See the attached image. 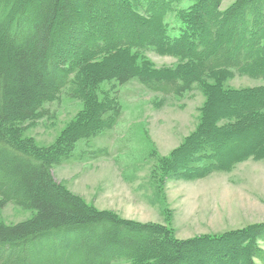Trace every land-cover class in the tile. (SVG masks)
<instances>
[{
  "label": "trees",
  "instance_id": "obj_1",
  "mask_svg": "<svg viewBox=\"0 0 264 264\" xmlns=\"http://www.w3.org/2000/svg\"><path fill=\"white\" fill-rule=\"evenodd\" d=\"M182 1L0 0V210L33 212L15 225L0 222V264H264V223L182 240L170 221L142 224L96 209L54 179L55 167L109 157L105 148L80 143L90 146L118 126L116 84L138 82L162 97L203 84L210 99L197 130L157 159L160 190L166 179L230 172L264 149V86L217 92L203 82L229 72L264 80V0H235L226 11L224 0H195L179 10ZM173 13L184 25L176 38L168 33ZM139 26L155 35H143ZM148 51L183 64L158 72ZM105 83L113 86L103 90ZM63 95L83 108L53 145L39 148L23 137L25 125L48 117L46 107ZM213 96L227 106L220 116L209 112ZM239 111L263 117L230 124ZM246 132L263 135L247 153L226 156L223 147Z\"/></svg>",
  "mask_w": 264,
  "mask_h": 264
},
{
  "label": "rangeland",
  "instance_id": "obj_2",
  "mask_svg": "<svg viewBox=\"0 0 264 264\" xmlns=\"http://www.w3.org/2000/svg\"><path fill=\"white\" fill-rule=\"evenodd\" d=\"M194 1L183 0L178 9L187 10ZM234 2L224 0L221 10L226 11ZM178 17L173 13L167 19L172 38L179 37L184 26ZM139 27L143 35H155L152 27ZM3 37L4 32H1L0 49ZM144 56L158 72L169 73L183 64L175 57L154 51H148ZM203 82L204 87L220 88L217 92L264 86V80L236 72L222 73L219 79L214 76ZM112 86L105 83L102 89L108 90ZM116 86L123 108L118 126L90 146L86 142L80 143L86 150L105 148L109 157H90L55 167L56 183L96 209L112 211L124 219L142 224L170 221L177 238L182 240L264 223V149L256 157L237 163L230 172L213 173L197 181H175L164 177L165 184L161 190L158 188V180L162 178L157 159L169 156L201 122L203 108L210 100L203 91V84L181 97L149 94L138 82ZM218 100V96L211 98L209 112L220 116L227 106ZM233 107L236 109L239 105ZM82 108L81 101L63 95L46 107L50 111L48 117L25 125L23 137L39 148H47L57 141ZM235 115L230 118V124L238 125L240 121L236 118L242 116L240 126L263 117L262 112L239 111ZM225 123L227 121L222 124ZM262 135V132L242 133L237 143L223 147V151L226 156L247 153L246 150L255 147ZM32 215L30 210L6 205L0 210V222L15 225Z\"/></svg>",
  "mask_w": 264,
  "mask_h": 264
}]
</instances>
